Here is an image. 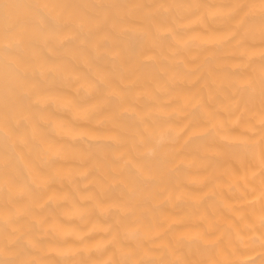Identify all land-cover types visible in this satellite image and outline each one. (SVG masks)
I'll use <instances>...</instances> for the list:
<instances>
[{
    "label": "bare ground",
    "instance_id": "1",
    "mask_svg": "<svg viewBox=\"0 0 264 264\" xmlns=\"http://www.w3.org/2000/svg\"><path fill=\"white\" fill-rule=\"evenodd\" d=\"M0 264H264V0H0Z\"/></svg>",
    "mask_w": 264,
    "mask_h": 264
}]
</instances>
